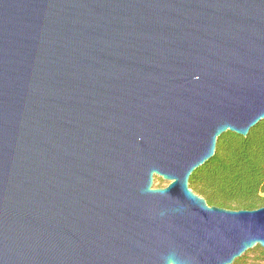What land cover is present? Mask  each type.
<instances>
[{
    "label": "water",
    "instance_id": "obj_1",
    "mask_svg": "<svg viewBox=\"0 0 264 264\" xmlns=\"http://www.w3.org/2000/svg\"><path fill=\"white\" fill-rule=\"evenodd\" d=\"M262 119L264 0H0V264L264 247V205L188 185L222 133Z\"/></svg>",
    "mask_w": 264,
    "mask_h": 264
},
{
    "label": "trees",
    "instance_id": "obj_2",
    "mask_svg": "<svg viewBox=\"0 0 264 264\" xmlns=\"http://www.w3.org/2000/svg\"><path fill=\"white\" fill-rule=\"evenodd\" d=\"M189 187L207 204L229 209H254L264 205V119L246 136L222 133L213 156L190 175ZM246 252L264 260V247ZM245 254L232 264H243Z\"/></svg>",
    "mask_w": 264,
    "mask_h": 264
},
{
    "label": "rangeland",
    "instance_id": "obj_3",
    "mask_svg": "<svg viewBox=\"0 0 264 264\" xmlns=\"http://www.w3.org/2000/svg\"><path fill=\"white\" fill-rule=\"evenodd\" d=\"M168 183L167 180L160 176L155 175L153 179V187H162ZM245 254L243 264H264V260L259 258L257 253L254 252H244Z\"/></svg>",
    "mask_w": 264,
    "mask_h": 264
}]
</instances>
